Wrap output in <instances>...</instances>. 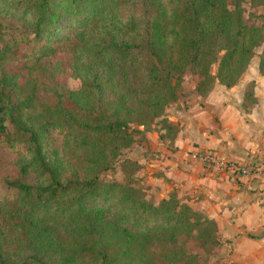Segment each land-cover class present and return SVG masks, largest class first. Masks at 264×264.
Returning <instances> with one entry per match:
<instances>
[{
    "label": "trees",
    "instance_id": "1",
    "mask_svg": "<svg viewBox=\"0 0 264 264\" xmlns=\"http://www.w3.org/2000/svg\"><path fill=\"white\" fill-rule=\"evenodd\" d=\"M236 1L145 0L142 37L138 0H0V52L36 63L64 50L79 83L45 103L33 79L0 76V146L16 153L18 172L0 200V264H202L185 245L211 251L213 220L175 197L150 203L132 176H100L154 121L176 132L163 118L187 70L200 97L241 80L264 27L246 24ZM1 20L16 22L37 49L18 56ZM54 131L61 152L49 149Z\"/></svg>",
    "mask_w": 264,
    "mask_h": 264
},
{
    "label": "crops",
    "instance_id": "2",
    "mask_svg": "<svg viewBox=\"0 0 264 264\" xmlns=\"http://www.w3.org/2000/svg\"><path fill=\"white\" fill-rule=\"evenodd\" d=\"M254 81L252 105L245 101L248 81L242 83V78L233 88L215 84L204 97L193 92L177 101L169 116L176 129L172 149L171 152L164 149L163 163L157 168L193 201L212 205V214L209 210L208 214L201 213L214 221L219 233L223 231L224 243L232 242L234 262L252 259L251 264H264V238L256 240L250 235L264 231V187H240L234 180L239 175L232 170L213 171L188 161L193 150L217 154L227 150L230 156L224 151L225 158L264 168V79L260 76ZM204 208L201 204L196 209Z\"/></svg>",
    "mask_w": 264,
    "mask_h": 264
},
{
    "label": "rangeland",
    "instance_id": "3",
    "mask_svg": "<svg viewBox=\"0 0 264 264\" xmlns=\"http://www.w3.org/2000/svg\"><path fill=\"white\" fill-rule=\"evenodd\" d=\"M236 2L241 6L240 15L246 24L264 27V6H252L253 3L251 4L249 0H237ZM134 13L138 17L140 23L138 32L142 37H145L149 22L145 0H138ZM1 23L7 28V34L4 40L10 42L12 40L17 41L18 56H20V52L28 54L31 50L37 49L39 46V43L29 42L32 36L23 32L16 22L1 20ZM70 63V56L65 53L64 50H61L49 59H40L36 63L34 60L28 62L19 61L10 54L6 55L0 52V76L3 73L16 75L18 76L19 84H25L30 79H33V81L37 82V88L39 90L38 98L40 101L51 103L57 95H66L69 92L77 91L79 88L78 81L72 77ZM34 64L35 66H33ZM211 72L213 74L216 73V66L212 67ZM260 76L261 79H264V40L255 47L253 59L242 76V83L248 81L244 89L245 101H247V103L252 102L251 105L253 104V91L256 82L254 80L259 79ZM197 81V77L194 76L190 70H187L181 81L180 97L177 101L195 92ZM239 82L237 84H239ZM176 102L167 106L163 120L165 119V121L169 122V116L174 112ZM136 129L142 131V128ZM47 137L49 149L54 152H61V134L54 131L48 133ZM172 138L173 133H167V127H164L160 120L154 121L151 132L135 133L133 135L134 143L132 146L121 152L111 169L104 172L100 176V179L102 181L125 183L128 181V177L132 176L134 186L136 189L140 190L141 197L150 203L157 204L162 199L175 197L179 202L189 206L194 212L200 215H203L201 212L208 214V210L212 214L210 211L212 205L200 201H193L194 198H190L191 196L187 194L185 190H178L175 187V182L170 178H165L163 172L157 168V165L163 163L161 157H165L164 155L166 153L163 154L164 149L166 148L167 151L171 152L172 148L170 145ZM19 150H21V148H19ZM224 151L227 150L218 153V155L225 159V164L223 166L224 172L228 171V169L234 171L235 168H244L248 172L247 174H240L239 176L234 175L238 177L234 179L237 182L236 185L240 187L247 185L250 187L253 185L264 187V168L255 167L252 164H248V162H236L229 157L230 151H227L229 156L225 158L226 156L223 154ZM16 158L15 152L0 146V200L9 194L6 181H12L18 176L15 166ZM188 161L190 164L194 162L190 158V154ZM211 169L217 171L216 168ZM27 180L29 183H35L33 176H30ZM199 202L204 204L205 208L203 211L198 210L201 205ZM222 233L223 231L219 233L218 230V244L207 254L200 252L195 246L194 241H187L185 247L191 253H198L200 255H198L200 257L198 260L201 261L200 263L202 264H251L252 259H243L242 261L234 262L235 259L231 256L230 243L232 242L224 243ZM250 235L258 240L261 237L264 238V231L258 230Z\"/></svg>",
    "mask_w": 264,
    "mask_h": 264
},
{
    "label": "built area",
    "instance_id": "4",
    "mask_svg": "<svg viewBox=\"0 0 264 264\" xmlns=\"http://www.w3.org/2000/svg\"><path fill=\"white\" fill-rule=\"evenodd\" d=\"M190 158L202 166L216 168L217 170L223 169L225 164V159L213 151L193 150L190 152ZM233 172L238 175L248 173L244 168H235Z\"/></svg>",
    "mask_w": 264,
    "mask_h": 264
}]
</instances>
